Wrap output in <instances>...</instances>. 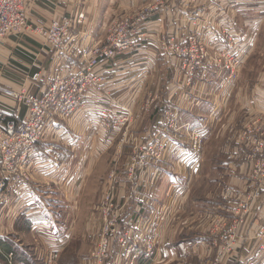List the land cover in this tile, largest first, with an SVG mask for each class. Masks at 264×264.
Instances as JSON below:
<instances>
[{"label":"rangeland","instance_id":"1","mask_svg":"<svg viewBox=\"0 0 264 264\" xmlns=\"http://www.w3.org/2000/svg\"><path fill=\"white\" fill-rule=\"evenodd\" d=\"M26 3L28 7L24 16L27 24L33 28L29 27L30 30H39L44 33L50 30L54 22L64 25L67 21H72L70 18L59 19L57 16L48 27H34L29 24L27 16L29 0H26ZM192 3L188 10L191 15L188 18L179 17L174 20L175 25L181 30L170 31L166 27V31L158 37L159 50L168 60L174 59L177 62L178 58L164 52L161 46L163 37L166 39L167 46L175 48L185 46V42L190 37L192 41L187 47L197 46L199 43L206 44L198 31L202 26L209 24L210 11L224 12L228 17L227 25L234 26L236 23L243 26V21L235 16V8L230 4L231 0H213V3L203 5L197 3V0H192ZM150 4L151 1L140 9L132 7L124 10L122 16L109 22L106 32L114 20H121L128 14L136 15L146 11L142 9ZM169 6L164 3L155 11H146L145 20L137 28L139 35L137 34L136 37L147 35L144 30L151 23V18L163 10L167 11ZM82 12L87 17L86 12ZM211 23L213 26L215 18L211 19ZM213 29L216 33V28ZM106 32L100 43H93L87 48L94 47V50L105 47ZM227 33L224 38L227 45L223 49L228 50L231 29H227ZM25 37H33L32 39L40 43L38 44L40 48L49 50L45 45L46 42L44 43L41 37L39 38L31 31L0 38V42L11 38L16 45L23 46L21 40ZM183 41L185 42L181 44ZM206 47L208 57L204 67L194 74L191 82L184 76L183 66L179 62L172 69L167 67V61L164 62L168 73L165 68L159 67L155 74L151 69L149 75L153 76L148 79L150 87L142 94V97L143 95L145 97L138 110L134 111L133 121L130 124L127 123L122 131H118L114 126L109 130L103 129L100 125L104 118L103 114L93 110L97 113L96 120L100 128L112 137H118L115 141H111L113 142L111 144L106 140L108 137L106 139L100 137L96 142L92 141V176L89 177L88 173H85L86 170L82 173L81 185L85 183V190L79 191L78 188H74L75 192L79 193L72 194L70 185L66 186L64 182L59 186H46L42 193L38 194L39 198L43 196L42 201L37 196L33 197L34 206L40 211V219H42L40 221L46 227L41 234L45 240L43 242L40 240V244L35 238L37 234L32 237L28 232L23 233L22 229H19L18 225L22 216L19 212L5 215L4 196L9 201L18 198L13 191V186L7 188L3 197L0 198L1 209H3V212L0 211V225H7L8 221L14 223V233L10 231L11 236L8 235V238L10 236V242L17 243L18 246L15 247L21 249L17 250L16 254L8 253L5 259L4 243L0 239L1 264H24V261L31 264H100L99 260L101 264L114 262L137 264L139 261L144 264H155L159 249V233L166 231L164 245L167 247L169 246L168 233L171 234L174 230H176L177 241L175 248L180 250V247L185 244L187 252L193 253V246L199 242L196 238H203L205 243L200 246L208 248L210 252L198 260V263L201 261V264H225L229 261L227 256L233 254L237 242L242 240L239 233H243L245 229L243 237H248L252 243L242 245L240 251L248 252L247 255L249 251L253 254L257 253L256 259L252 260L253 264L264 262V191H260L254 199L253 195L257 193L260 185L258 181L252 179L256 161L260 157L254 147L242 136L248 123H251L248 121L245 123L246 119L253 117L239 111L241 105L239 102L242 101L241 97L243 98L244 94H247L246 99L257 98L254 96V91L256 87L261 86L259 76H264V56L261 51L253 55L249 51L244 58H241L242 53H240L238 56L241 58V66L235 71V75L230 77L219 63L220 53L226 50L218 48L217 52L214 48ZM133 52L132 50L129 54ZM252 56L254 57L251 58ZM116 60H111L109 63ZM144 69L142 71V69L137 70L136 67L129 68L127 74L132 78L140 76L143 72H149L148 69ZM154 76L160 78L159 83L157 82L160 88L158 90V87L153 89L156 86L154 82L157 80ZM201 78H206L205 83H208V86L204 85L203 88L196 82ZM172 81L178 88V94L172 98L173 100L168 101V86ZM224 82L228 83L231 89L227 94V100L222 99L220 105L214 104L213 96L219 95V87ZM197 84L202 86L201 89H195ZM191 87L189 99L194 101L192 106H189L190 112H184L185 109H182L184 110L182 113L176 112L179 109L172 104L173 101L179 103V95ZM95 89L98 91L97 87ZM102 104L104 106V103ZM200 120H202L201 123ZM57 121L62 120L57 118ZM184 121L186 126L183 125ZM260 136H262L261 133L256 134L257 138ZM102 143L105 144L102 145ZM236 149L239 153H236ZM179 158L191 160L194 163V170L183 175L184 165L178 164ZM188 166L186 165V170ZM247 205L250 212L245 214L242 206ZM239 211H241L240 216H238ZM117 213L119 214L115 228L111 229L113 224L109 226V223L114 221ZM25 217L29 216L25 215ZM139 226L141 232L135 236V232L132 233L131 230L134 228L133 231H135ZM117 229L119 237L111 233V230ZM49 235L53 238L50 239ZM231 235L232 253L229 254V252H223L227 245L224 240L230 241ZM122 238L125 239L123 243L120 241ZM47 243L53 245L55 249L58 248L59 251L52 253L46 249ZM104 247H108L107 253L101 255ZM22 251L28 252L30 257L28 260L21 256ZM127 252L130 253L128 256ZM208 257L210 258L206 262ZM190 258L191 256L187 259ZM182 259L187 261L184 257ZM21 260H23L22 263ZM190 261L185 264H191ZM235 262L241 264L242 261L236 259Z\"/></svg>","mask_w":264,"mask_h":264},{"label":"crops","instance_id":"2","mask_svg":"<svg viewBox=\"0 0 264 264\" xmlns=\"http://www.w3.org/2000/svg\"><path fill=\"white\" fill-rule=\"evenodd\" d=\"M150 1L152 0H29V11L27 16L29 24L34 27H48L53 18L57 16L59 19L70 18L71 20H74L82 11L87 14L86 22L84 26L75 30L70 45L60 51L49 48V50L40 48L38 45L40 43L32 39L33 37L23 38L21 40L23 46L16 45L14 39L11 38L4 40V42H0V85L13 90H19L24 84H26L29 77L44 70L49 71L51 75H53V73H73L77 71L83 65L81 54L82 48L91 47L93 43H100L110 21L122 16L121 14L124 10L126 11L132 7H135L136 9L141 8L145 6V4L150 3ZM165 1L166 4L170 5L168 10H163V12H160L158 15H154L151 18V23H149L148 27L144 30L147 35H145L143 40L138 41L135 51L132 54L121 57L104 66V71L106 75L109 74L108 77L110 80V83L107 86V90L110 94L109 96H104V108L115 116L124 117L128 113L127 110H131L132 113L138 110L139 105L142 104L145 97L144 95L142 97V94H144L150 87V85H148V79L150 76H153L149 75L151 69H153L151 71L154 74L159 67L165 68L166 73H168L164 62L166 63L167 61V67L169 69L178 65V61L176 62L174 59L171 61L162 56L163 53L159 50L158 37L166 31V27L169 28L170 31H180V27L175 25L174 20L179 17L188 18V16L191 15L188 10L193 3L192 0ZM231 1L232 3L230 4L235 8V16L243 21V26L240 24L237 25L236 23L234 26L227 25L226 18L228 17L225 16V13L215 10V12L210 11V14L208 15L209 24L204 27L202 26L201 30L198 32L202 34L206 45L214 48L218 52V48L222 50L223 47L227 45H225L227 41L224 39L226 38L225 32H227V29H231L229 35L235 40V52H237V54L242 53L241 56L244 58L249 51L252 55L261 51L263 53L262 56H264V0ZM197 3L202 5L204 3L209 4L213 3V0H197ZM212 18H215L213 26L211 23ZM214 27L216 28V33H214ZM253 57L254 56L251 58ZM150 66L151 68L149 69ZM133 67H136L137 70L142 69V71L146 68L149 72L146 71V73L143 72L140 76L131 78L127 73L128 69H133ZM154 78L157 80L154 82V86H156L153 89L158 87V90L160 89L158 85L160 78L155 76ZM199 80L200 81L196 82L202 85L203 88L204 85L208 86V83H205V81H207L206 78H201ZM201 80L203 82H201ZM259 82L261 83V86L256 87L254 91V96H257V98L254 97L253 100L251 98L246 99L247 94H244L243 98L241 97L242 101L239 102L241 104L239 107L240 113L244 112L248 116L253 117L246 119L245 123L247 121H261L262 124H264V76H259ZM198 84L195 89H201L202 86H198ZM27 86L31 93H42L47 86V79L42 80V82L37 85L28 82ZM231 87H233V85H231ZM187 90L179 95V103L173 101L172 104L179 109L176 110V112L182 113V111H184L182 109H185L184 112H190L189 106H192V102L194 101L189 99L192 87ZM219 90V95L216 94L213 96L214 104L217 105H220L222 99L223 101L227 100V94H229V90H231L230 85L225 82L223 84L221 83ZM177 92L178 88L172 81L168 86V101L169 99L174 98L178 94ZM171 93L172 95H170ZM231 95L230 99L232 97ZM252 105H256V107H253ZM0 110L5 113L6 117L17 121H23L27 115L25 107L20 106L16 104L15 101L1 95ZM93 110L97 111L98 108L91 105L90 110L87 112H76L73 119L70 121L59 119L62 120L60 122L56 120L52 125V131H50L37 145L36 157L31 163L33 174L32 183L22 187L13 185V191L15 192V195L18 196L16 200L14 199V201H12L10 199L9 201L5 196L3 198L5 215L8 216L9 214L19 212V215H22L21 220H23H20L19 222V229H22L21 231L23 233L28 232L32 237L37 234L35 238L36 240L38 239L37 242L39 244L40 240L41 242L45 240V237L41 234L44 231L43 228L46 227L40 221L42 220L40 219V211L34 206V198L36 196L38 197V194L42 193L46 186H59L64 184V182L66 183V186L70 185L69 187L71 188L70 191L72 194L79 193L75 192L74 188H78L79 191L85 190V183L84 185H81L83 179L82 173L83 170H86L85 173H88L87 175L89 177L92 176V141L96 142L100 137H103L104 139L108 137L106 140L111 144L113 143L111 141H115L118 137H112L107 131L100 128L99 122L96 120L97 113ZM184 115H186V113H184ZM181 121L183 120L181 119ZM201 122L202 120H200V123ZM183 125L186 126L185 121ZM103 144L105 143H102V145ZM239 148L244 151L242 147L239 146ZM236 150V153H239V150ZM99 159L100 158L98 157V160ZM177 161L179 165H184V170L182 172L183 175H187L191 170H194V163L191 160L187 158H179ZM186 165H189L187 170ZM68 195L71 196V194ZM41 198H43V196L40 198L38 197L40 201H42ZM44 210L46 209L44 208ZM230 210H232V208H230ZM25 215L29 217L26 218ZM0 228V239H2L4 243V254L7 255L8 253H11L9 248H16L15 246H18L17 243L13 244L12 241L10 242L11 235L9 232L11 231L13 234L15 226L14 223L8 221L7 225H0ZM133 230L134 228H132L131 231L132 233L135 232V236L141 232L140 226L138 229L136 228L135 231ZM245 231L246 229L244 232ZM165 232L166 231L159 233L157 259L155 261L153 260L155 264H185L189 263L187 262L189 260H191V264H201V261L198 263V260H201L210 252L208 248L200 246V244L205 243L203 238H196L199 242L197 245L193 246V253L187 252V246L185 244L180 247V250H178L175 248V246H177L175 237L176 230L171 234L168 233L169 246L167 247L169 248H167L166 245H164L166 242L164 237ZM244 232L239 233V237L242 240L237 242L233 254L227 256L229 261H226L225 264H239L235 262L236 259H240V262L242 261L241 264H253L252 260L256 259L257 253L253 254L249 251V255H247L248 252L245 253L240 251L242 245L252 243L248 237H243L245 234ZM8 235H10L9 238ZM49 237L50 239L53 238L51 235H49ZM19 249L21 248L19 247L18 250ZM46 249L52 253L59 251L58 248L55 249L53 248V245L48 243ZM30 250L32 249L30 248ZM42 251L44 252L43 248ZM22 253L23 255L21 256H24L25 260L30 258L28 252L22 251ZM44 254L46 253L44 252ZM5 255H3L4 258ZM189 256H191V258L187 259ZM209 256L211 255L209 254ZM182 257L187 259V261L182 259ZM209 258L210 257L206 259V262ZM22 261L23 260H21V263ZM25 263L31 264L27 263V261H24V264ZM112 264L118 263L114 262ZM137 264L144 263L139 261ZM256 264H259V262ZM262 264H264V262H262Z\"/></svg>","mask_w":264,"mask_h":264},{"label":"built area","instance_id":"3","mask_svg":"<svg viewBox=\"0 0 264 264\" xmlns=\"http://www.w3.org/2000/svg\"><path fill=\"white\" fill-rule=\"evenodd\" d=\"M165 0H152V6L147 5V12L155 11L159 6H163ZM26 0H0V38H7L11 35H19L25 31H31L43 40L49 49H65L70 45L74 31L84 26L86 19L85 13L81 12L77 18L67 21L64 25L54 22L49 31L40 32L29 29L24 13L27 11ZM162 8V7H161ZM140 9V8H138ZM146 11L128 14L121 20H114L106 32V45L103 48H82L81 54L83 65L73 73H53L41 71L29 77L19 90H13L0 85V95L15 101L16 104L25 107L27 115L23 121H17L6 117L0 110V198L3 197L9 186L22 187L29 185L33 181L32 161L36 157V146L46 135L52 131V125L58 119L70 121L78 111L87 112L91 105L98 108L104 118L100 125L103 129L109 130L113 126L119 131L130 124L134 115L131 110L119 119L114 114L106 110L103 106L104 96H109V80L104 71V66L111 60L118 59L124 54H129L137 48L138 41L143 40L145 35L138 34V27L141 26L146 16ZM197 27V25H196ZM33 29L32 27H30ZM195 30H197L195 28ZM228 34L227 32H225ZM139 35V34H138ZM230 49L220 53V64L230 77L235 75V71L241 66V58L235 52V40L230 36ZM192 37L185 42V46L173 47L167 46L166 39L163 37L162 48L164 52L172 54L178 58V62L183 66L184 76L189 82L192 81L194 74L204 67L208 57L207 45H191ZM160 43V39H159ZM164 43V44H163ZM173 45V44H171ZM223 59V60H222ZM222 60V61H221ZM47 79V86L42 93H31L28 90L27 83L40 84L42 80ZM97 87L98 91H96ZM92 111V110H91ZM113 116V117H112ZM243 138L250 143L260 159L256 161L255 174L252 179L258 181L260 185L257 193L253 195L256 199L260 191H264V124L261 121L248 123ZM261 133L260 138L256 137ZM257 184V183H254ZM244 213L248 214L249 205L242 206ZM0 211L1 200H0ZM119 213L115 215L111 229L115 228L116 219ZM241 211L238 212L240 216ZM223 229V228H222ZM222 231V230H221ZM116 237H119L118 229L112 231ZM224 240V239H223ZM122 243L125 239L120 240ZM227 245L223 252L232 253L231 239L224 240ZM108 247H104L101 255L107 253ZM130 253L127 252V256ZM101 264V261L99 260Z\"/></svg>","mask_w":264,"mask_h":264},{"label":"trees","instance_id":"4","mask_svg":"<svg viewBox=\"0 0 264 264\" xmlns=\"http://www.w3.org/2000/svg\"><path fill=\"white\" fill-rule=\"evenodd\" d=\"M9 250L11 251V253L13 252V253L16 254L18 249L13 247V248H9ZM9 250H8V251H9ZM8 251H7V252H8ZM4 255H5V254H4ZM5 258H6V255H5Z\"/></svg>","mask_w":264,"mask_h":264}]
</instances>
